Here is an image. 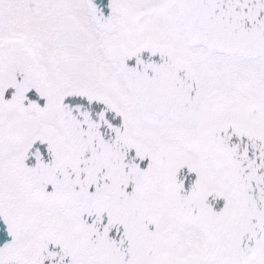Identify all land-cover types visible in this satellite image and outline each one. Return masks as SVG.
<instances>
[{
  "label": "snow or ice",
  "instance_id": "snow-or-ice-1",
  "mask_svg": "<svg viewBox=\"0 0 264 264\" xmlns=\"http://www.w3.org/2000/svg\"><path fill=\"white\" fill-rule=\"evenodd\" d=\"M0 264H264V0H0Z\"/></svg>",
  "mask_w": 264,
  "mask_h": 264
},
{
  "label": "flooded vegetation",
  "instance_id": "flooded-vegetation-1",
  "mask_svg": "<svg viewBox=\"0 0 264 264\" xmlns=\"http://www.w3.org/2000/svg\"><path fill=\"white\" fill-rule=\"evenodd\" d=\"M147 55H148V54H147V53H145V54H144V57L146 58V57H147ZM154 59H158V58H154ZM134 63H135V61H134V60H132V61H129V64H130V65H133Z\"/></svg>",
  "mask_w": 264,
  "mask_h": 264
}]
</instances>
